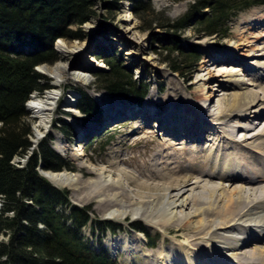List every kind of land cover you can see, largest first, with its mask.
I'll list each match as a JSON object with an SVG mask.
<instances>
[{
  "label": "rangeland",
  "instance_id": "1",
  "mask_svg": "<svg viewBox=\"0 0 264 264\" xmlns=\"http://www.w3.org/2000/svg\"><path fill=\"white\" fill-rule=\"evenodd\" d=\"M196 1L197 0H93L92 10L94 11V16L79 26L72 25L68 28L72 31L80 29L83 33V39L57 38L66 42L69 48L75 46L82 47L81 53L79 55H62L57 47L59 40L56 39L54 42V49L59 58L51 64L42 63L43 65L45 64V67L48 66L49 68L55 67L57 63H67L70 69L81 71L80 74L72 75L71 78L64 81L61 87L58 88L60 97L53 111L50 123L51 129L49 131L45 130L48 134L45 135L46 132H44V135L40 137V139L47 138L50 147L54 148L53 150L60 154L71 167L63 169L79 175L75 190L69 189L68 187L61 188L67 190V198L71 205L85 207L88 210L90 219L86 225L81 227L79 232L82 236V240L88 242V244H91L97 250H102L105 249L103 247H106L111 256L116 258L117 264H149L146 260V254L151 252L159 256L161 252H158L157 249L162 244L165 246L166 253L169 254L168 247L172 246L174 243L172 236H177V238L184 240L185 236L192 235L190 233L191 229L167 228L163 233L160 230L149 229L142 220L132 219L129 215L123 219L124 221L106 218L101 209L103 208L102 201L97 200L98 197L93 195L94 192L91 191L92 188L87 184L88 179L95 180L98 173L110 170L111 163L115 162L119 170L147 181L150 177L145 175V178H143L142 175L139 174V167L144 168L146 163L150 161L152 153L149 150L151 147L156 146L157 143L161 144V149H163V151L167 149V153H172L180 160V167L176 169L179 175L186 174V171L180 172L182 167L197 170L201 168L208 169L210 165L207 168L204 167L205 163L208 161L212 164L215 163L218 158L220 162L222 152L218 153L216 147L211 150L212 146L209 144L210 141L206 140L214 138L215 135L218 134V131L222 133L225 130L221 127L222 125H218V129H214L213 131L209 130L213 127L212 124H217L219 121L215 116H220V114L218 113L215 115L213 112H217L216 106L219 105L223 107L225 106L224 104L227 105V103L231 102L233 93L239 91L237 87L225 82L223 79L225 76L216 74L218 73V67L221 65V68L225 67L227 70L231 67L230 65H237L240 67V71L241 68L243 69L245 67L246 69L242 71L241 77L247 82L246 88L256 92L259 98L262 97L264 79L255 81L253 80V74H255L256 70L254 67L264 59L259 55L264 53V5L251 6L238 12V14L229 21L227 34L223 37L217 34H206L195 18L191 19V24L184 30H174V28L171 27L174 21L189 11L190 6L195 4ZM207 12L208 9L205 8L204 13ZM88 22L91 27L87 26ZM173 34L177 37L176 39L173 37ZM244 38L246 40L243 42L241 39ZM175 41L176 43L174 44ZM234 45L238 47L236 50L234 49ZM178 46H180L181 49H177ZM228 51L235 57V59H233L235 62H226L225 59L224 61L222 59L219 60L211 54L213 52L225 54ZM94 52H98L100 54L99 57L95 56ZM187 53L196 54L197 58L194 60L195 63L189 64L187 60L182 63V60L185 59L184 55ZM101 57L106 61H117L121 66V70H123L122 72L130 74L132 79L139 83L148 84L147 91H145L143 99L139 103L130 102L126 98L111 94L102 87V82L98 81L95 74L98 70H107L108 64ZM88 59L92 61L88 62ZM204 59L208 60L206 67H202ZM216 59L218 62H215ZM101 62H103V64H101ZM172 65L181 68L178 71H174L171 69ZM261 66L262 65L259 64L257 68ZM35 69L46 75L49 79L50 86L44 89L42 93L49 88L51 89L48 91L56 87L54 78L49 72L48 74L47 71L39 67ZM258 70H261L264 74L262 67L261 69H257V71ZM68 73L71 74L72 71L68 70ZM199 83L205 84V94L210 97L206 114H204L205 122L201 127L207 128L210 132L203 135V141L200 139L198 143H194L193 141L188 142L183 138V135L191 134L190 131L184 130L183 133L176 132L177 128L182 127L175 123L163 124V118L157 119V117L154 116L150 117L149 115L151 112L148 111L147 108H154V111L162 114L168 108V105L173 103L172 99H174L175 102L179 99L189 100L190 102L193 100V91H196ZM173 90L178 93L174 94ZM80 91H85L96 102L98 107H100L102 113L104 109H102L103 104L100 103L102 97L107 98L111 103L113 102V105H115V102L116 104L119 102L120 104L117 105H121L122 108L123 106L124 108L125 106L129 108L132 106L136 109H145L148 113H144V111L140 113L137 112V116L130 119L127 118L126 115H122L121 112L118 113L119 111L114 110V112L109 114L113 117L111 119V126H108L100 133L94 132L93 136L95 137L91 135V137L88 138H81L79 132H77V127H79L81 131L84 130L82 129L83 127L86 128L85 126L88 125V122H86L87 119H85V117L88 115L85 116L77 108L75 110L73 108L74 113H67L65 112L66 107L64 106L66 101L68 102L71 100V96L75 100V102H73L76 104V99L79 98ZM218 101L220 103H218ZM204 106L205 105H203V107ZM189 107L191 110L193 109L191 105H189ZM77 110L79 113H77ZM27 111L26 122L29 123L31 130L29 139L33 142L34 126L39 122L31 113L30 109L27 108ZM211 111L212 115L214 114L213 116L211 115ZM258 111L262 112L264 108L262 110V108L259 107ZM209 112L210 115H208ZM236 116L234 112L230 115L229 124L226 123L229 130H231V124L244 123L239 121L240 117ZM102 118L103 115L101 119ZM223 118L226 120L228 116L223 115ZM88 119V121L91 120V118ZM250 120L249 122H256L258 126L250 131L236 130L234 135L231 134L232 141L237 142L239 146L241 144L246 145L245 142H243L246 137H248L246 143H250L248 142L251 141L249 137L256 134V132L264 127V116H261L257 120L258 122L254 121L255 119ZM57 131L67 141V147L63 153L56 149L57 141L54 136ZM258 140L259 138L254 141V144H256ZM38 143L34 145L31 143L24 157L16 156V159H13V163L18 167L24 166L28 159L25 157L28 155L31 156L33 150L37 149ZM242 150L244 151L245 149L243 148ZM210 151L211 154L209 156ZM78 152H81V154L75 157L73 154ZM256 152L257 154L253 156L262 159V157L258 156L261 152ZM231 153L233 152L231 151ZM20 159L22 162L25 160L23 165L15 162ZM224 162L225 158L222 163ZM175 166H178V164ZM212 169L213 168H211V170ZM89 170L92 172H89ZM192 174L195 175V173ZM202 179H204V182H202L204 184L208 183L210 187L222 186L223 184L226 186L227 193L232 192L234 186L239 182L229 180L216 181L210 179L212 181L211 183L207 182V177ZM155 183L162 184V180H157ZM124 185H127L126 189L134 196L136 191L135 184L130 182V184ZM245 189V194H249L247 188ZM109 190L115 191V189ZM89 193L92 195L87 201L85 197L88 196ZM187 194L189 193L187 192ZM58 208L67 211L69 206L66 208V205H60ZM193 211L192 205H188L184 213H192ZM177 214L182 215L179 209H177ZM98 221H102L101 226L97 223L94 224V222ZM69 222L68 220V223ZM107 222L111 223V227L106 228ZM132 223L140 225V227L143 228V231H139L143 232L145 235L144 244H138L139 246L134 244L131 247L132 250L126 252L122 248L127 246L119 242L120 244H117L118 249H111L109 242L115 241L125 233H127L129 240L133 238L134 232L132 231L135 229L131 227ZM6 239L7 235H0V240L6 241ZM151 243H153V245ZM262 247H264V240L256 241L255 243H247L246 246L244 245L242 247L244 250L243 252H247L249 258L247 257L246 262L243 264H262L261 257L257 253H254L257 248ZM176 262L178 263L177 260ZM184 262L185 261L182 260L178 264H184Z\"/></svg>",
  "mask_w": 264,
  "mask_h": 264
},
{
  "label": "bare ground",
  "instance_id": "2",
  "mask_svg": "<svg viewBox=\"0 0 264 264\" xmlns=\"http://www.w3.org/2000/svg\"><path fill=\"white\" fill-rule=\"evenodd\" d=\"M87 26L91 27L89 22ZM58 40L57 47L62 55H79L81 53L82 47L75 46L69 48L62 39ZM241 40L244 42L246 39ZM237 48V45H234V49L236 50ZM211 54L219 60L222 59L224 61L225 59L226 62H235L233 60L235 57L230 51L225 54L215 52ZM259 55L261 58H264V53ZM87 61L92 60L88 59ZM207 61V59L203 60L202 67H206ZM215 62H218V60L216 59ZM259 64L262 65L261 67L264 71V59ZM67 65V63H57L55 67L51 68L48 66L45 67V64L37 66L52 75L56 87L48 91L51 89L49 88L42 94L33 93L26 103V107L30 109L31 113L39 122L34 126L33 144L41 140L40 137L44 135L45 130L49 131L51 129L50 123L53 111L60 97L58 88L61 87L64 81L71 78L72 75L81 73L79 70L70 69ZM258 65L254 67L256 70L255 74H253V80L255 81L264 79L263 72L261 70L257 71V69H261V67L257 68ZM221 66L218 67V73L216 74L225 76L223 78L225 82L237 87L239 91L234 92L231 102L227 103V105L224 104L225 106L223 107L218 105L220 103L218 101V106H216L217 112H213L215 115L220 114V116H215L219 121L217 124H212L213 127L209 130L213 131L214 129H218V125H222L221 127L225 130L222 133L218 131V134L214 138L206 140L210 141L209 144L212 146L211 150L216 147L218 153L222 152L220 162L218 158L212 164L208 161L204 166L207 168L210 165L208 169L201 168L197 170L182 167L180 172L186 171V174L179 175L176 169L180 167V160L172 153H167V149L163 151L161 144L157 143L156 146L151 147L149 150L152 153L150 161L146 163L144 168L139 167V174L143 178H145V175L150 177L147 181L119 170L115 162L111 163L110 170L98 173L95 180L88 179L87 181V184L92 188L91 191L94 192L93 195L98 197L97 200L102 201L103 208L101 209L106 218L122 221L129 215L132 219L142 220L149 229L160 230L163 233L167 228L191 229L190 233L192 235L185 236L184 240L177 238V236H172L174 243L168 247L169 254L166 253L164 244L157 249L158 252H161L159 256L151 252L146 254V260L149 264H178L182 260L185 261L184 264H243L246 262L249 254L243 252L242 247L244 245L246 246L247 243L264 240V127L249 137L251 141L248 142L250 143H246L248 137L243 140L246 144H243L245 147L244 151L241 145L239 146L237 142L231 139V134L234 135L236 130L250 131L258 126L256 122L249 121H251L250 119L257 121L261 116H264V111H258L259 107L262 110L264 108V86L262 87V97L259 98L256 92L246 88L247 82L241 77L242 71L246 69L245 67L243 69L241 68L240 71V67L237 65H230L229 70L225 69V67L221 68ZM68 70L72 71V73H68ZM204 85V83H199L196 91H193V100L190 102L184 99H179L175 102L172 99L173 103H170L162 114L154 111V108H147L151 112L149 116L157 117V119L163 118V124L175 123L181 126L182 128H177L176 132L183 133L184 130L190 131L191 134L183 135V138L188 142L193 141L194 143H198L200 139L203 141V135L210 132L207 128L201 127L205 122L204 114H206L207 105L210 102V97L205 94L204 89L206 86ZM173 92L174 94L178 93L175 90ZM70 99V101H66L64 104L66 107L65 112L67 113H72L73 108L74 110L77 108L72 96ZM100 103L103 104V113L100 111L99 116L97 118H91L90 121H88V117L84 116L87 119L86 122H88V125H84L86 128L83 127V131L77 127V132H79L81 138L91 137L94 132L100 133L108 126H111V119L113 117L109 114L114 112V110L119 111L118 113L121 112L122 115H126L130 119L135 118L134 116H137V112L144 111V113H148L145 109H136L132 106L131 108L128 106H125V108L123 106L122 108L121 105H117L120 104L119 102L117 104L115 102V105H113V102L111 103L105 97L101 98ZM189 105L192 106V110ZM203 105L205 106L203 107ZM79 111L77 110V113ZM233 112L237 115L236 117H240L239 121L246 124L239 122V124L230 123L231 128L229 125L228 127L231 130H229L226 123H228L229 117ZM102 115L103 118L101 119ZM208 115H210V112ZM223 115H227L228 120H224ZM54 137L57 141L56 149L63 153L66 150L67 141L58 131ZM257 138H259L258 142L254 144ZM256 151L261 152L258 156L262 157V159L253 156V152L256 154ZM80 154L81 152H78L73 155L78 157ZM210 154L211 151L209 152V156ZM224 158L225 162L222 163ZM18 163H22V161L19 160ZM176 164L178 166H175ZM211 168L213 169L211 170ZM63 170L54 172L52 170L42 169L41 174L46 180L57 187H68L69 189L75 190L79 175L66 169ZM89 172L92 171L89 170ZM192 173H195V175ZM204 177H207V182L211 183V180H229L239 181L240 185L238 182L232 192L227 193L226 186L223 184L222 186L218 185L215 187H210L208 183L204 184V179H202ZM157 180H162V184L155 183ZM130 182L136 186L134 196L126 189L127 185H124L130 184ZM245 188H247L249 194H245ZM109 189H115V191ZM91 195L89 193L85 197V200L87 199L88 201ZM188 205H192L194 209L192 213H184ZM177 209L181 211L182 215L177 214ZM132 232H134V236L130 240L127 233H125L115 241H110V248L116 250L118 249L117 244L124 243L127 247H123L122 249L127 252L132 250L131 247L134 244L137 246H139L138 244L143 245L145 242L144 233L135 230ZM254 253H257L264 263V247L257 248Z\"/></svg>",
  "mask_w": 264,
  "mask_h": 264
},
{
  "label": "trees",
  "instance_id": "3",
  "mask_svg": "<svg viewBox=\"0 0 264 264\" xmlns=\"http://www.w3.org/2000/svg\"><path fill=\"white\" fill-rule=\"evenodd\" d=\"M92 3L93 0H0V235L8 236L6 241L0 240V264H117L106 247L97 250L82 240L79 232L90 219L88 210L71 205L67 190L55 187L39 174V165L54 172L71 168L50 147L47 138L39 141L24 166L17 167L12 162L31 146L26 103L32 93L41 94L50 86L48 77L35 67L59 58L54 49L58 37L83 39L80 29L68 28L94 16ZM253 5H264V0H197L171 27L182 31L195 18L206 34L223 37L232 17ZM184 58L182 63L187 60L191 64L197 56L187 53ZM106 63L108 69L95 74L102 87L139 103L148 84L122 72L117 61ZM180 68L171 67L174 71ZM76 105L88 118H97L101 111L85 91H80ZM60 205L69 208L65 211L58 208ZM96 223L101 226L102 221ZM107 227H111L110 222ZM131 227L143 230L134 223Z\"/></svg>",
  "mask_w": 264,
  "mask_h": 264
},
{
  "label": "water",
  "instance_id": "4",
  "mask_svg": "<svg viewBox=\"0 0 264 264\" xmlns=\"http://www.w3.org/2000/svg\"><path fill=\"white\" fill-rule=\"evenodd\" d=\"M42 169H43L42 165H39V166H38V172H39L40 175H42V174H41V170H42ZM52 185H54V184H52ZM54 186H56V185H54ZM56 187H57V186H56Z\"/></svg>",
  "mask_w": 264,
  "mask_h": 264
}]
</instances>
